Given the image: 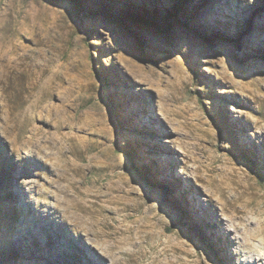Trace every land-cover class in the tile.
<instances>
[{
  "label": "rangeland",
  "instance_id": "obj_1",
  "mask_svg": "<svg viewBox=\"0 0 264 264\" xmlns=\"http://www.w3.org/2000/svg\"><path fill=\"white\" fill-rule=\"evenodd\" d=\"M261 226L264 0H0V264H264Z\"/></svg>",
  "mask_w": 264,
  "mask_h": 264
},
{
  "label": "bare ground",
  "instance_id": "obj_2",
  "mask_svg": "<svg viewBox=\"0 0 264 264\" xmlns=\"http://www.w3.org/2000/svg\"><path fill=\"white\" fill-rule=\"evenodd\" d=\"M79 205H80V203L74 204V209H75V212L77 214L76 219H78L76 222L84 225L85 229H88V231L90 230L93 232V235L95 238L94 242H96V244L102 245L101 248L103 249L104 253H106L108 251L114 253V251L116 249L121 248L119 252H115L118 255V257L121 259V257L119 255L123 252L122 251V249H123L122 245L127 243V238L125 237V235L122 234L121 237L118 236L117 238L116 237L111 238L110 234L112 232L110 230H107L103 224L104 219L105 218L107 219V217L105 215L104 216L91 215L89 212L83 211ZM261 225H263V223ZM122 227H125V224L121 225V226H116V230L121 229ZM127 228H128V226H127ZM257 230H260V233L257 236H261V238L264 239V227L261 226ZM128 239H129V237H128ZM107 242H111L110 246L104 247L103 245L106 244ZM119 260H117V262H116V260L113 258V261H114L113 264H118Z\"/></svg>",
  "mask_w": 264,
  "mask_h": 264
},
{
  "label": "trees",
  "instance_id": "obj_3",
  "mask_svg": "<svg viewBox=\"0 0 264 264\" xmlns=\"http://www.w3.org/2000/svg\"><path fill=\"white\" fill-rule=\"evenodd\" d=\"M54 1H60V0H54ZM75 3H77L78 5L82 4V0H72ZM177 11H174V13H176ZM173 14V12H171V15ZM155 13L152 14V16H148V17H144V16H137L136 18L141 20L142 22L149 24L151 26H156L157 24V20L155 18ZM173 27L172 23H168L167 26L164 28L165 30H170ZM210 44H214V40H210Z\"/></svg>",
  "mask_w": 264,
  "mask_h": 264
}]
</instances>
